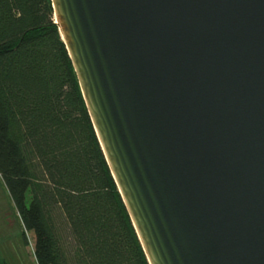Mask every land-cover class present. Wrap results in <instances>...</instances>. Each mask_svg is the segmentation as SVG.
<instances>
[{
    "label": "water",
    "instance_id": "obj_1",
    "mask_svg": "<svg viewBox=\"0 0 264 264\" xmlns=\"http://www.w3.org/2000/svg\"><path fill=\"white\" fill-rule=\"evenodd\" d=\"M150 264H264V0H51Z\"/></svg>",
    "mask_w": 264,
    "mask_h": 264
},
{
    "label": "trees",
    "instance_id": "obj_2",
    "mask_svg": "<svg viewBox=\"0 0 264 264\" xmlns=\"http://www.w3.org/2000/svg\"><path fill=\"white\" fill-rule=\"evenodd\" d=\"M55 23L0 0V176L38 264H150Z\"/></svg>",
    "mask_w": 264,
    "mask_h": 264
},
{
    "label": "rangeland",
    "instance_id": "obj_3",
    "mask_svg": "<svg viewBox=\"0 0 264 264\" xmlns=\"http://www.w3.org/2000/svg\"><path fill=\"white\" fill-rule=\"evenodd\" d=\"M35 243L34 233L25 229L11 195L0 179V264H38Z\"/></svg>",
    "mask_w": 264,
    "mask_h": 264
},
{
    "label": "crops",
    "instance_id": "obj_4",
    "mask_svg": "<svg viewBox=\"0 0 264 264\" xmlns=\"http://www.w3.org/2000/svg\"><path fill=\"white\" fill-rule=\"evenodd\" d=\"M0 179L2 180L1 176H0ZM3 181V180H2Z\"/></svg>",
    "mask_w": 264,
    "mask_h": 264
}]
</instances>
